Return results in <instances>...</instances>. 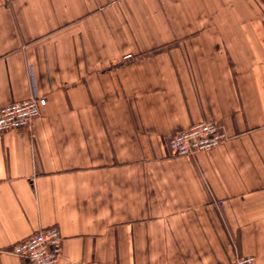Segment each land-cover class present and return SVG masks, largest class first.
I'll return each mask as SVG.
<instances>
[{"label": "crops", "instance_id": "1", "mask_svg": "<svg viewBox=\"0 0 264 264\" xmlns=\"http://www.w3.org/2000/svg\"><path fill=\"white\" fill-rule=\"evenodd\" d=\"M0 264L40 230L59 264H264V0H0ZM228 136L178 157L201 122Z\"/></svg>", "mask_w": 264, "mask_h": 264}, {"label": "built area", "instance_id": "2", "mask_svg": "<svg viewBox=\"0 0 264 264\" xmlns=\"http://www.w3.org/2000/svg\"><path fill=\"white\" fill-rule=\"evenodd\" d=\"M47 99L33 95L29 100L0 109V137L12 130L28 128L42 115ZM216 122L205 121L169 140L173 155L190 157L214 150L228 141L227 134ZM63 237L57 227L40 230L12 248V254L28 264H59L63 255ZM100 264V263H90ZM105 264V263H104ZM112 264V263H106ZM230 264H257L252 256L239 257Z\"/></svg>", "mask_w": 264, "mask_h": 264}]
</instances>
